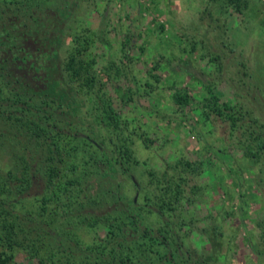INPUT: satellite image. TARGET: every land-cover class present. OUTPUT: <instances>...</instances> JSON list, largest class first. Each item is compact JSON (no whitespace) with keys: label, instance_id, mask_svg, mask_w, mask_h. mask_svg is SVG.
<instances>
[{"label":"rangeland","instance_id":"rangeland-1","mask_svg":"<svg viewBox=\"0 0 264 264\" xmlns=\"http://www.w3.org/2000/svg\"><path fill=\"white\" fill-rule=\"evenodd\" d=\"M247 1L240 13L223 0H0V19L53 17L48 6H60L57 14L70 10L61 52L74 48L73 35L87 40L103 91L126 133L133 132L129 171L149 191L150 203L165 193L162 175L169 165L180 158L202 162L173 217L179 236L191 230L185 243L199 264H264V157L251 161L235 140L223 139L219 119L204 115L205 103L215 97L264 125V0ZM0 142L7 165L10 142ZM127 186L135 201L145 202L136 184L129 180ZM82 188L86 200L106 189V180L90 173ZM156 219L152 214L147 220L156 227ZM249 233L260 255L248 243ZM76 234L91 244L105 231L94 235L83 226ZM48 239L57 252L69 251L54 234ZM14 264L39 262L17 251Z\"/></svg>","mask_w":264,"mask_h":264},{"label":"trees","instance_id":"trees-1","mask_svg":"<svg viewBox=\"0 0 264 264\" xmlns=\"http://www.w3.org/2000/svg\"><path fill=\"white\" fill-rule=\"evenodd\" d=\"M223 1L240 13L248 7L247 0ZM50 7L53 17L0 19V140L11 146L9 163L0 158V264H14L17 251L39 264H199L185 243L191 230L179 236L173 217L202 162L180 158L169 165L162 175L165 193L150 203L149 191L129 171L133 132L126 133L127 124L103 91L87 40L71 36L75 46L64 56L70 10L57 14L60 6ZM110 70L105 68L107 78ZM175 102L181 105L180 94ZM237 110L214 97L204 115L206 121L219 119L223 139L235 140L258 162L264 157V125L251 112ZM90 173L105 178L107 188L84 200L82 180ZM129 180L144 203L129 193ZM152 214L156 227L147 220ZM83 226L105 234L85 244L76 234ZM50 233L69 251L57 252ZM114 235L126 242L114 243ZM248 243L262 253L250 233Z\"/></svg>","mask_w":264,"mask_h":264}]
</instances>
